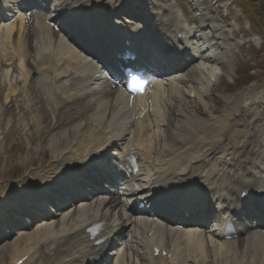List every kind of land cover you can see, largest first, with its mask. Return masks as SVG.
Masks as SVG:
<instances>
[{
	"label": "bare ground",
	"instance_id": "1",
	"mask_svg": "<svg viewBox=\"0 0 264 264\" xmlns=\"http://www.w3.org/2000/svg\"><path fill=\"white\" fill-rule=\"evenodd\" d=\"M89 1L90 0H84V3H88ZM194 1L196 4L200 3V0ZM209 20L210 19H208V16H204L200 19V24L202 25L203 32L201 33V37L197 40L204 44V48L209 55L207 58L209 60L207 62V65L193 69L185 77L175 82L173 86L169 87L173 89V92L171 94L167 93L166 96L162 94L160 95L161 105L164 113L163 115L160 114L158 117L160 126L162 128L159 132H163L164 134L162 135V140L158 141V149L155 150V155L151 153V157L154 158L153 163L156 161L159 163V166L161 163V158H163L164 160L162 167L158 169H156L153 165L151 167L153 178L156 179H161L163 176L167 175L169 171L187 173L186 167L183 164H180L179 166L175 165L174 168L176 169L174 170H168L166 166L168 165L169 160H179L182 156L188 154L191 156V171L192 167L196 165V171L193 177L198 183V188L202 189L205 187L206 189L207 187H209L211 189L219 190L222 188V184L218 182L214 183L212 181L213 175L211 170L216 169V167L217 171L222 170L225 165L226 159L230 158L233 154V151L235 150L236 152L237 148L240 146H238L236 142L246 134L242 131H235L234 129H232L234 126H238L239 124H241L242 121V118L237 119V117L240 116L236 111H233V116L236 117L235 125L233 120L232 125L234 126L231 128L232 130L230 129V131L226 124L225 126H217L214 122H212L211 119L201 118L196 110L194 111V113L191 110V105L196 100L204 104L206 107L209 106V104L204 99L205 95H207L208 93H210L211 95L218 94L221 89L225 88L229 84L232 75L231 65L229 64V60L226 59L229 53L224 49H221L222 44H220V41L216 40L219 35H217V33L215 32L211 33L206 31V23L209 22ZM115 21L119 22L118 20ZM212 23L214 22H211L210 26ZM40 33L45 37L47 36V34H43L42 32ZM41 45V47L33 48V60L44 56L46 53L53 52L50 45H48L43 40L41 41ZM22 76L23 74L18 75V77ZM11 79L12 78L9 75H0L1 91L6 90V87L2 84H9ZM198 105L199 104L195 106V109L198 108ZM104 109H106V112L104 114L102 113L103 116L101 115L100 118L101 120L106 119L111 123L119 122L125 116V114L128 113V108L122 99L118 100L114 111L112 109ZM246 111L247 110H243L242 113ZM99 112L101 111L99 110ZM129 112L132 115L130 108ZM205 113L206 111H200V114H203V116ZM227 113H229V111ZM92 115L95 116L96 113H93ZM92 115H90L89 118H91ZM176 116L180 117L182 121H177ZM225 127L226 130H228V135L226 137L227 144L223 146L221 142L224 143L226 132L223 131ZM214 129L219 131L218 135L210 134ZM204 135L207 138L204 142V145L210 144V146H212L216 145L219 142L216 149H204V146L197 149H188L190 147H185L186 145L184 144V142L186 141V139H189L191 144H195L199 142L200 138ZM155 136H157V134H155ZM76 137L77 136H75L73 132L69 133L67 147L74 143ZM49 138L50 147L52 145L56 149V145L53 142L56 139V136L51 135ZM174 146L185 148H183L182 152L173 155V151H175ZM167 158L169 160H165ZM199 166H203L206 168L204 169L201 176L198 177L197 172ZM103 203L104 201L99 202L95 205L94 209L99 210L100 206ZM18 206H22V204H18ZM86 211L87 209L85 211L79 212L82 214H87L88 212ZM83 217L84 216L82 215H80V217L68 215L63 218V221L59 226L51 225L48 229H46L48 227L47 226L41 231L33 232L37 233L38 237H36V235H31L33 233L25 234L26 236L23 238V243H21L22 241H14L12 242V244H10V249H7L5 252L0 254V264H3L5 259H9V262H12L11 264H15L20 258L24 257L28 252H30V248H33L35 245L40 247L44 246L48 251H50V254L48 256V259L51 262L50 264H71L72 259L81 250L80 240H82V235L81 229L77 225V222ZM44 224L45 223L43 222H39L37 223V225H39L37 227H42L44 226ZM147 229L148 226L143 227L141 225H137L135 237L142 239L147 234ZM64 233H67V235H62ZM138 240L134 241L133 247L131 246V249L135 250V244L138 242ZM66 243L69 245V248L65 251L63 249ZM163 244L166 246V248H168V250L172 249L173 255L175 257L178 256L180 264H184V261H186L187 257L189 256H195L193 258L194 263L200 262V264H204L203 261L208 259L206 248L202 249L201 251H196V253H190L189 251L183 253L181 249L175 248V245L173 246L168 243ZM163 244H160V246L164 247ZM138 246L144 249V241H140ZM210 246L214 247L213 245ZM44 247L42 248L45 250ZM135 251H138V249L136 248ZM217 251L218 256L214 258L213 264H234L237 261V257L244 256V254L240 251H229L224 248H220ZM262 251V256L264 257V247ZM168 261H173V258L171 257L170 259H168ZM237 263L238 262H236V264Z\"/></svg>",
	"mask_w": 264,
	"mask_h": 264
},
{
	"label": "rangeland",
	"instance_id": "2",
	"mask_svg": "<svg viewBox=\"0 0 264 264\" xmlns=\"http://www.w3.org/2000/svg\"><path fill=\"white\" fill-rule=\"evenodd\" d=\"M232 1H233V0H232ZM233 3H234V1H233ZM234 4H235V3H234ZM236 5H237V4H236ZM237 6H238V8H239V5H237ZM262 18H264V17H262ZM263 50H264V49H263ZM248 51H249V50H248ZM249 55H250V53H249ZM253 55L255 56V53H253ZM256 57L258 58V61H257V62H258V66L261 67V66H262L261 58H263V53H262V55H261V53L259 52L258 56H256ZM250 60H251V58H250ZM234 78H235V79H236V78L239 79V77H236V76L234 77V76H232L231 79H230V81H233ZM230 81H229V84H228V85H230V87H229L230 89H229V88H228V89H229V92H230V91L232 92V91H233V84H234V83H232V82H230ZM228 85H227V86H228ZM224 89H226V87H225ZM209 102H211L212 105H213L216 101H215V100H210V99H209ZM212 105H210V107H211Z\"/></svg>",
	"mask_w": 264,
	"mask_h": 264
},
{
	"label": "snow or ice",
	"instance_id": "3",
	"mask_svg": "<svg viewBox=\"0 0 264 264\" xmlns=\"http://www.w3.org/2000/svg\"><path fill=\"white\" fill-rule=\"evenodd\" d=\"M138 90V89H137Z\"/></svg>",
	"mask_w": 264,
	"mask_h": 264
}]
</instances>
